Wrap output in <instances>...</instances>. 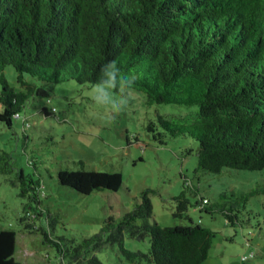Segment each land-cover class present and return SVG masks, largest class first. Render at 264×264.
Listing matches in <instances>:
<instances>
[{"label":"trees","instance_id":"obj_1","mask_svg":"<svg viewBox=\"0 0 264 264\" xmlns=\"http://www.w3.org/2000/svg\"><path fill=\"white\" fill-rule=\"evenodd\" d=\"M111 60L137 77L132 90L144 94L147 104L186 107L170 117L158 115L147 131L161 144L166 136L195 140V170L264 169V0H0V122L11 128L27 100L48 95L44 83L94 85L100 66ZM6 67L14 69L17 87L8 84ZM41 110L49 116L54 108ZM0 173H13L10 184L28 198L25 229L74 264H100L93 252L106 244L117 245L126 264H201L216 235L199 224L151 221L153 190L145 189L131 209L118 219L108 216L91 236L78 242L54 237L50 221L42 218L40 181L14 171L4 150ZM57 179L82 194L116 191L122 183L117 171L82 164L59 169ZM188 192L198 194L184 181L172 197L174 216L187 218ZM255 195H264V185L221 193L215 202L200 196L194 205L233 225ZM125 236L148 238L147 250L125 248ZM15 246L16 231L0 229V264H22L13 257Z\"/></svg>","mask_w":264,"mask_h":264},{"label":"rangeland","instance_id":"obj_2","mask_svg":"<svg viewBox=\"0 0 264 264\" xmlns=\"http://www.w3.org/2000/svg\"><path fill=\"white\" fill-rule=\"evenodd\" d=\"M4 76L9 85L17 87L12 67L5 68ZM93 86L73 80L44 83L48 95L27 100L11 128L0 122V151L10 154L14 171L22 169L24 175L40 181V209L44 223L50 221L52 236L72 242L89 237L108 216L120 218L140 200L141 191L151 189V221L161 226L199 224L216 232L209 255L201 264H264V195L250 197L233 225L224 215L208 214L194 205L200 196L215 202L221 193L264 185V169L195 170V140L166 136L161 144L147 131L148 123L156 124L158 115L170 117L186 110L185 106L147 104L144 94L131 90L128 106L112 119L90 99ZM44 106L54 108L53 115L45 116ZM80 162L84 169L119 172L121 186L116 191L82 194L61 185L57 171L79 169ZM12 177L13 173H0V229L16 231L13 257L22 264H74L54 246L43 243L40 234L25 229L21 218L28 198L18 195V185L9 182ZM184 181L196 187L198 194H186L191 205L187 218H179L173 215L172 197L180 193ZM123 246L146 251L148 238L138 241L125 236ZM250 253L253 256L243 261ZM93 254L100 264H126L115 244H106Z\"/></svg>","mask_w":264,"mask_h":264},{"label":"clouds","instance_id":"obj_3","mask_svg":"<svg viewBox=\"0 0 264 264\" xmlns=\"http://www.w3.org/2000/svg\"><path fill=\"white\" fill-rule=\"evenodd\" d=\"M136 79L135 75L123 73L115 60L108 61L100 66V79L92 87L90 99L114 119L128 106Z\"/></svg>","mask_w":264,"mask_h":264},{"label":"built area","instance_id":"obj_4","mask_svg":"<svg viewBox=\"0 0 264 264\" xmlns=\"http://www.w3.org/2000/svg\"><path fill=\"white\" fill-rule=\"evenodd\" d=\"M244 258V257H243Z\"/></svg>","mask_w":264,"mask_h":264}]
</instances>
